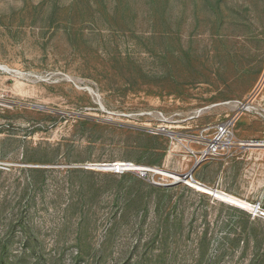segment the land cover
Wrapping results in <instances>:
<instances>
[{
	"label": "rangeland",
	"instance_id": "374dc122",
	"mask_svg": "<svg viewBox=\"0 0 264 264\" xmlns=\"http://www.w3.org/2000/svg\"><path fill=\"white\" fill-rule=\"evenodd\" d=\"M0 264H264V0H0Z\"/></svg>",
	"mask_w": 264,
	"mask_h": 264
},
{
	"label": "built area",
	"instance_id": "2783aa9c",
	"mask_svg": "<svg viewBox=\"0 0 264 264\" xmlns=\"http://www.w3.org/2000/svg\"><path fill=\"white\" fill-rule=\"evenodd\" d=\"M231 149V141L228 132L225 129H219L215 136L207 142L206 148L201 153L204 156H219L228 153ZM116 173L134 172L136 168L131 166H121L119 170H114ZM113 171V172H114ZM139 172V171H138ZM141 175L144 173L140 172ZM257 209H259L257 207Z\"/></svg>",
	"mask_w": 264,
	"mask_h": 264
},
{
	"label": "water",
	"instance_id": "95a60500",
	"mask_svg": "<svg viewBox=\"0 0 264 264\" xmlns=\"http://www.w3.org/2000/svg\"><path fill=\"white\" fill-rule=\"evenodd\" d=\"M199 163H200V161H198L195 164V166L188 173H186L185 175H181L182 180H178V181H175V182H186V180H189V181L193 182L192 172H193V170L195 169V167ZM99 169L104 170V171H114L115 170V168L111 167L110 165H109L108 168H105V167L101 168V167H99ZM116 170H119L118 166L116 167ZM136 170L139 171V172H142V173H145V172L148 171L147 169H143V168H136Z\"/></svg>",
	"mask_w": 264,
	"mask_h": 264
},
{
	"label": "trees",
	"instance_id": "16d2710c",
	"mask_svg": "<svg viewBox=\"0 0 264 264\" xmlns=\"http://www.w3.org/2000/svg\"><path fill=\"white\" fill-rule=\"evenodd\" d=\"M122 176H131L134 177L136 180H138L139 182H143L142 179H140L137 175L134 176L133 172H124L121 174Z\"/></svg>",
	"mask_w": 264,
	"mask_h": 264
},
{
	"label": "bare ground",
	"instance_id": "6f19581e",
	"mask_svg": "<svg viewBox=\"0 0 264 264\" xmlns=\"http://www.w3.org/2000/svg\"><path fill=\"white\" fill-rule=\"evenodd\" d=\"M111 167L116 168L117 166L115 165V166H111ZM120 167H121V166H118L119 169H120ZM114 172H115V171H114ZM115 173H116V172H115ZM174 180H175V181H178L179 179L174 178Z\"/></svg>",
	"mask_w": 264,
	"mask_h": 264
}]
</instances>
